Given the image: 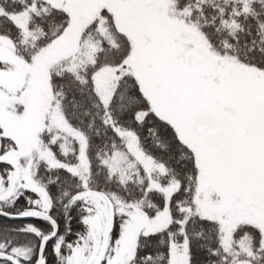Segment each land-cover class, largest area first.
Instances as JSON below:
<instances>
[{
	"label": "snow or ice",
	"instance_id": "snow-or-ice-1",
	"mask_svg": "<svg viewBox=\"0 0 264 264\" xmlns=\"http://www.w3.org/2000/svg\"><path fill=\"white\" fill-rule=\"evenodd\" d=\"M0 264H264V0H0Z\"/></svg>",
	"mask_w": 264,
	"mask_h": 264
}]
</instances>
